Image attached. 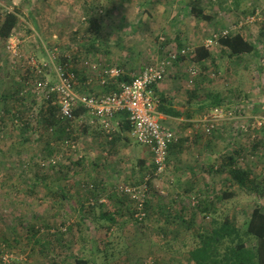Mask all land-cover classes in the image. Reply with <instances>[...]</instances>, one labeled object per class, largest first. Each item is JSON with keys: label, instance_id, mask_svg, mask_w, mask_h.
<instances>
[{"label": "rangeland", "instance_id": "374dc122", "mask_svg": "<svg viewBox=\"0 0 264 264\" xmlns=\"http://www.w3.org/2000/svg\"><path fill=\"white\" fill-rule=\"evenodd\" d=\"M13 6L21 10L12 37L19 40L22 58L45 59L44 48L55 47L73 71L92 45L101 54L99 70L123 66L116 55H125L127 44L134 45L136 64L143 66L163 52L164 47L157 48L160 42L178 50L179 42L200 45L229 28L256 51L239 58L214 44L213 61L204 64L207 71L197 65L203 78L186 74L190 59L175 64L185 84L202 79V88L225 96L222 105L232 114L214 122L210 132L195 127L203 117L180 127L175 121L174 128L162 123L175 139L161 174H155L150 149L136 143L129 130L120 144L124 151L118 153L111 143L116 132L90 150L80 137L84 123L73 118L68 127L72 149L63 145L59 132L51 138L46 129L38 130L40 117H31V100L25 101L29 117H16L0 106V259L5 251L9 264H77L76 259L86 258L93 264H193L187 253L193 233L207 227L212 216L227 214L241 227L252 207L264 209V191L253 195L236 184L226 186L228 173L216 170L233 155L236 166L263 179L264 189V0H0L3 9ZM191 6L202 8L209 19L195 18ZM93 17L102 26L96 39L88 31ZM249 17L255 20L234 28ZM138 18L139 24H129ZM9 40H0V92L6 91L4 83L11 91L13 85L26 86L19 79L35 78L27 64L12 58ZM5 68L13 73L6 81ZM4 100L12 109L21 102L18 96ZM145 177L144 205L150 206L139 219L136 199L120 187L141 186ZM58 185L66 187L68 200L54 199ZM224 189L232 195L218 199ZM203 200L209 203L206 212L200 211Z\"/></svg>", "mask_w": 264, "mask_h": 264}, {"label": "built area", "instance_id": "2783aa9c", "mask_svg": "<svg viewBox=\"0 0 264 264\" xmlns=\"http://www.w3.org/2000/svg\"><path fill=\"white\" fill-rule=\"evenodd\" d=\"M254 20V17H249L245 23L239 21L238 25H234V28L241 27L247 22L252 23ZM231 32V28L223 29L219 33L207 37L202 45L212 47L218 43L220 37H225ZM18 41L15 36L11 37L6 49L12 53V58L16 62L27 64L35 74V78L31 81L23 82L20 79L22 84H26V86H21L20 95L36 94V96L50 101L52 105H57L58 111L55 112L57 114L55 117L61 119L77 118L80 122L88 118L87 123L91 127L95 124L99 125L100 131L108 138L111 137L110 135L113 132L112 120L117 114L125 113L131 138L136 143L150 149L156 166L155 173L161 174L165 170L168 149L175 136L170 128L159 122L157 109L159 97L154 91V86L166 77L168 69L177 62L179 56L191 57L194 54V46L184 45L178 50L165 48L162 55L143 65L131 76L129 81L120 82L113 91L80 94L76 89L77 77L75 72L67 60L61 59L57 48H44L45 59L38 60L34 56L22 58L17 46ZM187 70L190 78L196 77L199 73L198 67L194 64L189 65ZM52 73L55 77L54 80L50 78ZM122 73L123 71L118 67H110L104 72L110 78L119 77ZM77 109H83V112L75 116L74 111ZM231 114L222 105L216 106L199 120V123L196 122L195 127H204L206 132H210L213 129L214 122L223 117H230ZM68 130V127H66V131ZM49 131H52V128H49ZM63 145L72 149L76 148L70 138H64ZM50 162L54 164L56 161L51 158ZM146 181L147 177L144 178L141 186L120 187L123 194L130 196L132 200L136 199L135 216L139 219L145 216ZM1 252L0 264H9L10 255L5 251Z\"/></svg>", "mask_w": 264, "mask_h": 264}, {"label": "trees", "instance_id": "16d2710c", "mask_svg": "<svg viewBox=\"0 0 264 264\" xmlns=\"http://www.w3.org/2000/svg\"><path fill=\"white\" fill-rule=\"evenodd\" d=\"M21 2L22 4H29L31 0H21ZM190 12L195 18L209 19L207 15L203 14V9L200 7L191 6ZM20 13L21 10L17 6H13L10 10L0 7V40H6L13 35L14 30L20 24ZM88 22L89 33H91L95 39L98 38L102 32L100 22L95 17L90 18ZM218 42L226 48L229 56L239 57L240 55L251 54L256 51L255 46L241 33H232L225 37H220ZM180 57L181 56L178 57L177 62L182 59H180ZM209 58H211V52L208 47L200 44L195 48V53L192 57L193 61L201 62ZM63 60L67 59L63 58ZM50 78L54 80L55 77L53 73L50 74ZM21 80L23 82L28 81L25 78H21ZM20 83L22 84L21 81ZM19 88L20 84L12 86L10 91L11 97L16 98L18 96L21 104L24 105L23 107L25 108L26 106L27 109H30L25 103V99H30L31 94L20 95ZM210 100L211 106L213 107L222 103L218 94L213 95ZM46 102L47 105L45 104V107H41L39 115L35 116V113H33L34 116H32L40 117L37 126L38 130L46 129V131H49V128H52V131H49L51 138L54 134L59 132V137L61 136V138L65 137L71 139L73 137L71 131H66V127H69L71 119L55 117V115H57L55 112L58 111V106L55 105L52 107L49 106L50 101ZM6 109V113L10 112L16 117H28V115H21V112H23L21 109H16L14 107L13 109L11 107H7ZM81 112H83V109H77L74 111V114L77 116ZM170 113L172 115H177V112L174 110H170ZM35 129L37 130V128ZM116 140V137H113L111 143L115 144ZM172 145L177 147V144ZM153 168L156 172L154 162ZM216 170L228 173L230 180L226 181V186L236 184L247 192L253 193V195L264 191L262 186L263 179L254 177L248 168L236 166L233 155H228L223 159V163L219 164V168ZM230 181H232V183ZM88 189L93 191L94 186L89 185ZM52 194L55 196L58 194L64 196L62 188L54 189ZM231 195V192L224 189L221 196H217V198H228ZM201 204L203 205L201 208L204 210L200 211L206 212V206H209V203L203 200L201 201ZM211 204H213V202ZM149 206L150 205L147 207V203H145V212L146 210H149ZM108 218L112 219L110 215H108ZM187 253L189 260L192 261L193 264H264V209L259 204L252 207L241 227L238 226L235 223V220L227 214H224L221 217L212 216L207 227L193 233V243L188 248ZM76 263L93 264L92 261L87 258L76 259Z\"/></svg>", "mask_w": 264, "mask_h": 264}, {"label": "crops", "instance_id": "0c3cea01", "mask_svg": "<svg viewBox=\"0 0 264 264\" xmlns=\"http://www.w3.org/2000/svg\"><path fill=\"white\" fill-rule=\"evenodd\" d=\"M142 20L141 19H136L135 21H130V25L132 23L134 24H139ZM17 30V29H16ZM18 31V30H17ZM15 32V30H14ZM54 36V35H53ZM12 37V36H11ZM10 37V38H11ZM8 38V39H10ZM205 40V39H204ZM180 41V40H179ZM93 42H95V40H93ZM163 42H160V45L157 48H163V50L165 48H167L169 45H167L165 47V43L162 44ZM179 45L181 47H183L184 45H181L179 42ZM199 44L195 45L194 47L196 48ZM96 46V44H95ZM134 47V45H132ZM133 47H131L129 44L126 45V50H125V55H123L122 53H119L117 56V59L120 60L118 63L122 64L123 66H117L119 67V69H121L123 71L122 75H120L119 77H114V78H110L108 77L106 74H104L105 70L108 69H103V70H99L98 67L101 65L99 60H100V51H98L97 49L93 50V47H89V50H86V53H84V56H82L81 58H79V64L77 65V68L74 69V72L76 73L77 76V83H76V89L78 91V93L80 94H90L93 92H109V91H113L117 88L118 84L122 81H129L131 79V76L133 74H135L142 65L136 64L137 61L136 57L138 56H134L133 51ZM92 48V49H91ZM209 49L211 47H208ZM224 49H226L223 46ZM162 52V50L160 51V53ZM163 53V52H162ZM162 53L160 55H162ZM195 53V50H194ZM158 55V56H160ZM194 55V54H193ZM183 57L181 56L180 59L184 62L187 61L188 59L191 60V63H188V66L191 64L194 65H200V67L202 66L203 69H205V71H207L206 66H204V64H208L210 61L212 62L213 60H205V61H201V62H195L192 60V57ZM156 56V58L158 57ZM44 57V56H43ZM212 58V57H211ZM240 58V57H239ZM102 61V60H101ZM178 63V62H176ZM174 63L167 71V75L166 77L159 83H157L154 86V91L156 93V95L159 97V104H158V119L159 122L165 125H169L170 128H174V122L177 121V125L183 126V122H187V121H194L196 120L193 117H204L207 113L210 112V110L216 106H211V97L214 94V89L213 88H202V79L198 80L196 79V84H185V77L183 72H181L179 70L178 66H175ZM76 66V65H75ZM199 69V68H198ZM5 70H7L6 74L7 76L4 77V81L8 80V78H12L11 74L12 71L9 70V68H5ZM186 74L188 75V70L187 68L184 69ZM205 74V72H203ZM200 70L197 76H201L202 78L204 77V75H200ZM189 76V75H188ZM206 76V75H205ZM199 78V77H197ZM207 79V78H206ZM0 80L2 81V78L0 77ZM6 84L8 83H4V88H6V91L0 92V106L5 107V110L7 111V107L10 106V104L6 103V98H10L11 97V92H9L10 90H7ZM10 84V83H9ZM3 85V84H1ZM5 93V94H4ZM218 94V93H217ZM224 95V94H223ZM33 96V97H32ZM219 96V94H218ZM29 100H31V111H33V113H35L34 115H39L41 107L44 106L45 104L47 105V102L45 99L38 97L37 98L34 95H31ZM224 97L223 96L221 98V95L219 96V98L224 101ZM222 103L220 105H222ZM20 106L15 105L16 109H21V115L25 116V112H26V108H24V105H21V102H19ZM218 105V106H220ZM49 106L54 107L55 105H52L50 103ZM48 106V107H49ZM223 106V105H222ZM12 107V105H11ZM45 107V106H44ZM170 110H174L177 112V115H172L170 113ZM45 111V110H44ZM32 113V115H33ZM33 115V116H34ZM44 115V114H42ZM88 118H86L85 120H83L82 122L83 127H82V134H81V140L84 142H87V149H95L101 146H99V142L97 141L98 139H102V138H107L106 136H104V134L101 133V131H99L98 127H94L96 126V124L91 127L88 123ZM199 121V120H198ZM99 126V125H98ZM112 126H113V132H116L114 134V137H116V150H118V153L120 150L124 151V148L121 147V142L123 141V137L125 135H128V130H129V125L128 122L126 120V114L125 113H119L115 116V118L112 120ZM166 127V126H165ZM168 127V128H169ZM88 140V141H87ZM49 144V143H48ZM85 146V145H84ZM121 147V148H120ZM15 152H18L17 150ZM97 152V151H95ZM147 153V152H146ZM144 154L145 152L142 151V153H140L138 159H141L140 161L143 163L144 161ZM97 161V160H95ZM102 167H107L105 164L100 166ZM62 188L63 192H64V196L61 195H57L58 197L54 198V199H60L62 201H66L68 200L67 197V193H66V187L65 186H56L55 189H59Z\"/></svg>", "mask_w": 264, "mask_h": 264}]
</instances>
